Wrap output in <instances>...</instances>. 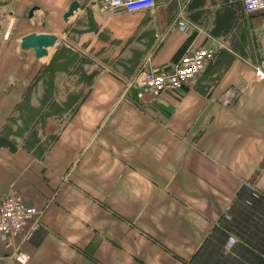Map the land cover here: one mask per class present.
Listing matches in <instances>:
<instances>
[{"label":"crops","instance_id":"1","mask_svg":"<svg viewBox=\"0 0 264 264\" xmlns=\"http://www.w3.org/2000/svg\"><path fill=\"white\" fill-rule=\"evenodd\" d=\"M1 1L11 23L0 30V135L15 149L0 145V195L41 210L39 228L19 238L23 264H264V10L78 0L65 20L72 0ZM30 32L57 44L37 57L19 46ZM61 43L87 56L89 82L66 116L47 115L50 137L35 151L6 127ZM208 45L214 56L179 88L128 89L137 71L168 70ZM0 264H21L1 240Z\"/></svg>","mask_w":264,"mask_h":264},{"label":"built area","instance_id":"2","mask_svg":"<svg viewBox=\"0 0 264 264\" xmlns=\"http://www.w3.org/2000/svg\"><path fill=\"white\" fill-rule=\"evenodd\" d=\"M222 1V0H215ZM238 2L242 10L249 14L264 10V0H227ZM102 9L122 8L136 11L152 8L155 0H98ZM181 31L189 29L182 18L176 20ZM215 54V46H199L181 54L179 60L168 70L155 72L152 69L137 71L129 80L128 89H134L138 96L148 94L155 98L165 90L175 89L191 81L200 73ZM255 75L264 77L261 65L255 66ZM41 210L27 203L23 197L13 191L0 195V240L6 247H12L16 260L23 264L25 257L20 250V239L26 238L40 226Z\"/></svg>","mask_w":264,"mask_h":264},{"label":"rangeland","instance_id":"3","mask_svg":"<svg viewBox=\"0 0 264 264\" xmlns=\"http://www.w3.org/2000/svg\"><path fill=\"white\" fill-rule=\"evenodd\" d=\"M10 17L0 0V30L8 27ZM53 53L50 63L42 68L39 81L29 84L6 127L15 143L35 151H40L50 137L43 129L47 115L66 116L84 92L90 77L87 56L64 43Z\"/></svg>","mask_w":264,"mask_h":264},{"label":"water","instance_id":"4","mask_svg":"<svg viewBox=\"0 0 264 264\" xmlns=\"http://www.w3.org/2000/svg\"><path fill=\"white\" fill-rule=\"evenodd\" d=\"M37 5H32L28 10V17H31ZM79 7L78 0H72L67 10L63 14L66 20ZM58 36L51 32H30L20 37L19 46L23 49L32 48L37 57L48 55L49 48H54L57 44Z\"/></svg>","mask_w":264,"mask_h":264},{"label":"trees","instance_id":"5","mask_svg":"<svg viewBox=\"0 0 264 264\" xmlns=\"http://www.w3.org/2000/svg\"><path fill=\"white\" fill-rule=\"evenodd\" d=\"M0 145L9 147L11 150L15 149V145L7 138L0 135Z\"/></svg>","mask_w":264,"mask_h":264},{"label":"bare ground","instance_id":"6","mask_svg":"<svg viewBox=\"0 0 264 264\" xmlns=\"http://www.w3.org/2000/svg\"><path fill=\"white\" fill-rule=\"evenodd\" d=\"M53 48V47H52ZM52 48H49V53L51 52Z\"/></svg>","mask_w":264,"mask_h":264}]
</instances>
